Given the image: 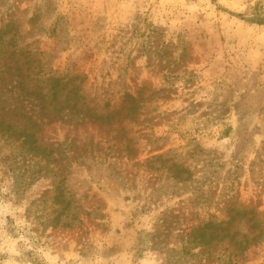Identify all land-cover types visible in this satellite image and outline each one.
I'll return each mask as SVG.
<instances>
[{"label":"rangeland","instance_id":"rangeland-1","mask_svg":"<svg viewBox=\"0 0 264 264\" xmlns=\"http://www.w3.org/2000/svg\"><path fill=\"white\" fill-rule=\"evenodd\" d=\"M0 264H264V0H0Z\"/></svg>","mask_w":264,"mask_h":264}]
</instances>
